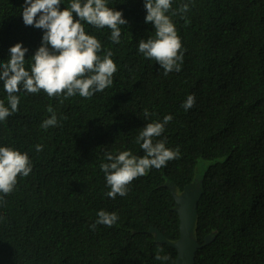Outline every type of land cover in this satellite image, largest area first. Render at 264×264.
Wrapping results in <instances>:
<instances>
[{
    "label": "trees",
    "instance_id": "1",
    "mask_svg": "<svg viewBox=\"0 0 264 264\" xmlns=\"http://www.w3.org/2000/svg\"><path fill=\"white\" fill-rule=\"evenodd\" d=\"M186 2L189 10L179 13ZM22 4L0 0V60L18 42L29 49L26 60L41 44L42 30L22 22ZM109 7L127 20L119 44L107 27H84L101 42L98 55L113 54L112 86L91 98L21 92L18 111L0 122V145L27 152L33 165L11 193L0 194V264H161L157 252L175 264L176 250L155 241L150 229L178 239L166 183L182 191L198 160L208 165L197 202L194 235L202 246L195 264H264V0H173L168 15L183 63L167 75L137 51L141 38L155 36L143 0H109ZM6 95L0 85L5 104ZM188 95L195 103L185 111ZM53 112L57 125L41 128ZM168 114L173 119L154 142L165 140L179 157L135 178L126 196L109 198L99 167L105 153L143 156L136 135ZM101 209L119 219L92 230Z\"/></svg>",
    "mask_w": 264,
    "mask_h": 264
},
{
    "label": "clouds",
    "instance_id": "2",
    "mask_svg": "<svg viewBox=\"0 0 264 264\" xmlns=\"http://www.w3.org/2000/svg\"><path fill=\"white\" fill-rule=\"evenodd\" d=\"M65 0H23L20 15L25 26L42 30L41 44L26 60L29 49L18 42L8 49L6 60H0V85L7 94L5 104L0 100V122L18 111L20 96L18 93L35 94L43 90L48 97L64 99L73 96L91 98L103 92L113 84L117 65L112 59V52L98 55L102 50L101 42L86 33L84 24L96 29L107 27L109 39L119 44L121 26L127 24L123 12L109 7V0H67V6L61 8ZM173 0H143L145 9L144 22L151 24L155 36L141 38L137 51L145 59L155 60L164 75L179 72L183 63L181 40L176 26L168 15ZM189 10V3H183L178 9L183 14ZM173 14H176L175 12ZM27 64V67H26ZM195 97L188 95L182 103L185 111L193 107ZM49 112L52 109L49 108ZM147 119L151 113L145 109ZM173 119L171 114L162 120L146 123L135 137V143L144 155H134L131 150L106 152L104 161L99 165L104 173L106 195L115 199L117 195H127L129 184L137 177L144 176L152 168L159 169L168 161L178 158L179 149L166 146L165 140H156L165 131V126ZM57 117L52 115L43 120L41 128L48 129L57 125ZM40 152L43 146L35 145ZM32 162L27 152L0 145V194L11 193L17 177H28L32 172ZM96 220L89 225L92 230L97 225L112 227L119 219L116 212L103 209L97 211ZM165 264L167 255L154 257Z\"/></svg>",
    "mask_w": 264,
    "mask_h": 264
},
{
    "label": "water",
    "instance_id": "3",
    "mask_svg": "<svg viewBox=\"0 0 264 264\" xmlns=\"http://www.w3.org/2000/svg\"><path fill=\"white\" fill-rule=\"evenodd\" d=\"M172 185L175 186L174 184ZM200 194L191 196L189 193H182L180 196H177V200L172 195L175 199L174 210L179 217L180 233L177 240L167 241L159 231L153 228L150 229V231L156 234L155 241L165 242L176 250L175 264H195L196 252L202 246L195 239V235L193 237L197 220V202L200 198Z\"/></svg>",
    "mask_w": 264,
    "mask_h": 264
},
{
    "label": "rangeland",
    "instance_id": "4",
    "mask_svg": "<svg viewBox=\"0 0 264 264\" xmlns=\"http://www.w3.org/2000/svg\"><path fill=\"white\" fill-rule=\"evenodd\" d=\"M207 162L203 160H198L195 166V173L191 183L182 191L177 189L171 183L167 182L166 185L170 188L172 195L177 200V196H180L182 193H189L191 196L198 195L201 192V184L204 176L205 169L207 167ZM198 189V191H197ZM181 229V226H180ZM194 237V234H193Z\"/></svg>",
    "mask_w": 264,
    "mask_h": 264
}]
</instances>
